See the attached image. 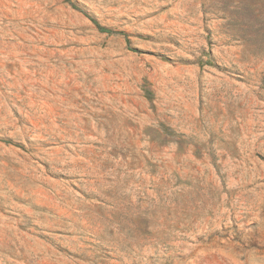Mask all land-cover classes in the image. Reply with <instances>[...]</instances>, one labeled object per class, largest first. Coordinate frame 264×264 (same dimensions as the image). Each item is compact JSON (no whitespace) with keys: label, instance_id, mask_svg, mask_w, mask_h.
<instances>
[{"label":"rangeland","instance_id":"rangeland-1","mask_svg":"<svg viewBox=\"0 0 264 264\" xmlns=\"http://www.w3.org/2000/svg\"><path fill=\"white\" fill-rule=\"evenodd\" d=\"M0 264H264V0H0Z\"/></svg>","mask_w":264,"mask_h":264},{"label":"trees","instance_id":"trees-1","mask_svg":"<svg viewBox=\"0 0 264 264\" xmlns=\"http://www.w3.org/2000/svg\"><path fill=\"white\" fill-rule=\"evenodd\" d=\"M92 21H93V23L97 26V28H98L99 31H102V32H111L110 29H107V28H105V27L100 26V25H99L96 21H94V20H92Z\"/></svg>","mask_w":264,"mask_h":264}]
</instances>
